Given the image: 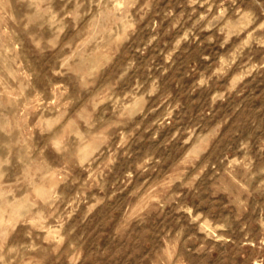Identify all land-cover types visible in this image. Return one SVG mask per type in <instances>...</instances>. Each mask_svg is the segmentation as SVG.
<instances>
[{
	"label": "rangeland",
	"instance_id": "obj_1",
	"mask_svg": "<svg viewBox=\"0 0 264 264\" xmlns=\"http://www.w3.org/2000/svg\"><path fill=\"white\" fill-rule=\"evenodd\" d=\"M0 264H264V0H0Z\"/></svg>",
	"mask_w": 264,
	"mask_h": 264
}]
</instances>
